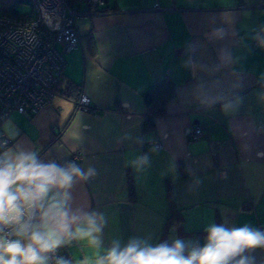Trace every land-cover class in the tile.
Wrapping results in <instances>:
<instances>
[{
  "label": "crops",
  "instance_id": "1",
  "mask_svg": "<svg viewBox=\"0 0 264 264\" xmlns=\"http://www.w3.org/2000/svg\"><path fill=\"white\" fill-rule=\"evenodd\" d=\"M20 5L0 0V11L28 15ZM103 8L77 21L80 43L65 55L63 93L2 125L4 133L19 130L12 145L58 163L79 153L81 166L96 171L72 194L74 206L105 215L103 248L71 240L58 248L62 257L93 264L113 240L132 237L202 244L204 228L224 220L264 230V45H253L264 39V0H106ZM169 88L164 113L145 130L143 96ZM79 93L92 113L77 111ZM226 102L233 107L223 111ZM142 154L150 164L137 169L132 161ZM250 251L264 264V249Z\"/></svg>",
  "mask_w": 264,
  "mask_h": 264
},
{
  "label": "clouds",
  "instance_id": "2",
  "mask_svg": "<svg viewBox=\"0 0 264 264\" xmlns=\"http://www.w3.org/2000/svg\"><path fill=\"white\" fill-rule=\"evenodd\" d=\"M215 32L221 36L223 29ZM258 43L264 45V40ZM232 107L226 102L222 110ZM18 135L15 129L0 137V264H50L52 259L71 264L55 256L71 240H87L102 249L105 215L74 206L72 194L77 183L96 175L95 169L76 160L42 159L38 150L22 144L9 146ZM132 164L140 169L150 164V157L142 154ZM204 232L202 244L183 238L155 244L138 237L124 244L113 240L104 254L97 252L93 264H255L250 250L264 249V230L247 223L229 226L224 220L210 223Z\"/></svg>",
  "mask_w": 264,
  "mask_h": 264
},
{
  "label": "built area",
  "instance_id": "3",
  "mask_svg": "<svg viewBox=\"0 0 264 264\" xmlns=\"http://www.w3.org/2000/svg\"><path fill=\"white\" fill-rule=\"evenodd\" d=\"M24 1L31 12L22 18L0 11V137L5 135L3 123L12 113L31 117L51 103L63 79L65 55L80 43L77 21L102 14L100 8L105 5V0H76L73 4L66 0ZM155 10L164 8L155 6ZM258 39L253 42L255 47L262 46ZM76 104L77 111L92 113L91 101L84 93ZM202 135L199 127L192 129L193 139ZM149 145L161 147L159 142ZM69 160L80 164L82 156L74 154ZM55 256L62 257L58 249ZM50 264H55V259Z\"/></svg>",
  "mask_w": 264,
  "mask_h": 264
},
{
  "label": "trees",
  "instance_id": "4",
  "mask_svg": "<svg viewBox=\"0 0 264 264\" xmlns=\"http://www.w3.org/2000/svg\"><path fill=\"white\" fill-rule=\"evenodd\" d=\"M66 1L69 4H73L74 1H76V0H66ZM105 3H106V0H105ZM103 7H101L100 10H101L102 13H106L107 11L104 10ZM1 11L3 13H5V14H7V15H9L11 17L17 18V19L22 18L23 16H26V15L20 14V12L17 11L14 7H11V8L5 9V10H1ZM61 84H62V81L55 88V91L57 93L58 92L59 93H63V90L60 89L61 88ZM65 90L70 92V91H74L75 88L72 85H69V86H67V88ZM166 91H161V93H156L155 91H151V92L146 93L143 96L144 103H145V105L147 107V117H148V119L145 121L144 126H143V128L145 130L153 128L154 127V122H153L152 119L154 117L162 115L164 113L165 103H166L167 99L170 98L171 95H172V92H171L170 88H169V91H168V89ZM80 95H81V93H79L78 99H79ZM78 99H77V101H78ZM77 101H76V103H77ZM172 213H173L172 214L173 218L176 217L178 220L181 219L180 215L178 214V212H176V210L173 211Z\"/></svg>",
  "mask_w": 264,
  "mask_h": 264
},
{
  "label": "rangeland",
  "instance_id": "5",
  "mask_svg": "<svg viewBox=\"0 0 264 264\" xmlns=\"http://www.w3.org/2000/svg\"><path fill=\"white\" fill-rule=\"evenodd\" d=\"M19 8H23V9H25L26 12H29V13L31 12V8H30V6H28V5H20Z\"/></svg>",
  "mask_w": 264,
  "mask_h": 264
},
{
  "label": "bare ground",
  "instance_id": "6",
  "mask_svg": "<svg viewBox=\"0 0 264 264\" xmlns=\"http://www.w3.org/2000/svg\"><path fill=\"white\" fill-rule=\"evenodd\" d=\"M76 109H77V104H76Z\"/></svg>",
  "mask_w": 264,
  "mask_h": 264
}]
</instances>
